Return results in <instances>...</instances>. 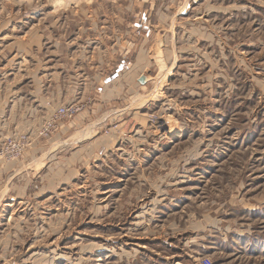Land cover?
Wrapping results in <instances>:
<instances>
[{"label": "rangeland", "instance_id": "374dc122", "mask_svg": "<svg viewBox=\"0 0 264 264\" xmlns=\"http://www.w3.org/2000/svg\"><path fill=\"white\" fill-rule=\"evenodd\" d=\"M71 101L0 158V264H264V0H0L10 131Z\"/></svg>", "mask_w": 264, "mask_h": 264}, {"label": "built area", "instance_id": "2783aa9c", "mask_svg": "<svg viewBox=\"0 0 264 264\" xmlns=\"http://www.w3.org/2000/svg\"><path fill=\"white\" fill-rule=\"evenodd\" d=\"M37 124L32 125L26 121L24 128L14 132L9 129V115H1L0 122V158L5 160L17 159L33 146L46 140H51L58 135L61 128L66 125L78 111L76 102H68L62 105H51L47 102L44 106ZM11 203H6V206ZM199 264H213L208 256H202Z\"/></svg>", "mask_w": 264, "mask_h": 264}, {"label": "crops", "instance_id": "0c3cea01", "mask_svg": "<svg viewBox=\"0 0 264 264\" xmlns=\"http://www.w3.org/2000/svg\"><path fill=\"white\" fill-rule=\"evenodd\" d=\"M45 91H49L48 88H47ZM10 116H11V114H10ZM0 118H1V116H0ZM67 124H68V123H67ZM62 128H66V125H64ZM62 128H61V130H62ZM61 130H60V131H61ZM59 133H60V132H59ZM58 135H59V134H58ZM222 240H223V239H222Z\"/></svg>", "mask_w": 264, "mask_h": 264}, {"label": "bare ground", "instance_id": "6f19581e", "mask_svg": "<svg viewBox=\"0 0 264 264\" xmlns=\"http://www.w3.org/2000/svg\"><path fill=\"white\" fill-rule=\"evenodd\" d=\"M160 97V96H159ZM162 99V98H161ZM143 125V124H142ZM8 205H10V204H8ZM34 255H36V254H34Z\"/></svg>", "mask_w": 264, "mask_h": 264}]
</instances>
